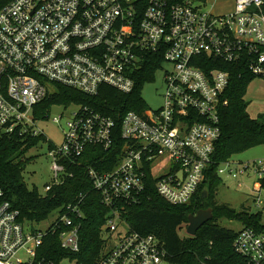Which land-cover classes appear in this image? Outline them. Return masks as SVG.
<instances>
[{
  "label": "built area",
  "instance_id": "1",
  "mask_svg": "<svg viewBox=\"0 0 264 264\" xmlns=\"http://www.w3.org/2000/svg\"><path fill=\"white\" fill-rule=\"evenodd\" d=\"M140 3L12 0L0 8V137H44L53 180L42 194L72 176L68 167L81 163L87 152L97 156L118 149L108 169L88 163L87 158L85 163L108 210L101 227L99 264H173L158 236L142 235L127 223V207L141 203L150 178L172 204L194 199L213 165L221 110L228 104L223 98L230 73L217 64L244 65L264 80V0H234L232 10L225 13L207 10L205 0H148L143 13ZM159 52L163 61L173 65L164 78L163 106L126 112L121 137L113 117L85 104L64 105L74 109L65 121L60 144L39 127L45 118L35 113V106L57 84L89 95H97L103 85L131 93L133 73L145 54ZM53 121L60 123V118ZM236 165L229 159L217 173L234 178L256 175L253 191L258 210L250 212L262 213V221L260 226L239 229L234 249L249 264H264V187L260 185L264 159ZM84 198L81 194L58 209L55 222L40 230L36 222L21 219L20 210L0 186V264H61L62 259L39 255L50 233H58L63 249L80 251Z\"/></svg>",
  "mask_w": 264,
  "mask_h": 264
},
{
  "label": "trees",
  "instance_id": "2",
  "mask_svg": "<svg viewBox=\"0 0 264 264\" xmlns=\"http://www.w3.org/2000/svg\"><path fill=\"white\" fill-rule=\"evenodd\" d=\"M10 1L12 0H0V8ZM140 2V12L143 13L148 0ZM162 62V52L146 53L142 65L133 73L135 87L131 93H123L110 85H103L97 95H89L78 89L57 84L55 91L35 106V113L40 118H47V109L53 105L85 104L113 117L117 123L116 133L121 137L123 116L129 110L146 107L141 88L153 79ZM216 66L230 73V82L223 98L228 104L221 110V135L216 142L213 165L208 169L199 191L188 204H172L157 192L155 181L150 178L141 203L128 206L125 215V220L134 231L142 235L154 234L164 242L173 264H249L234 249L237 231L221 226L217 221L223 218L237 220L244 226H260L262 221L260 212H250L246 207L235 209L216 200V192L222 182L217 173L219 165L233 155L264 144V113L255 118L251 117L247 110L249 102L245 99L247 89L256 77L244 65L238 63ZM40 142H44L42 135L27 138L8 135L0 137V186L7 199L20 210L21 219L36 223L48 219L54 211L76 201L81 194L85 195L80 251L70 253L63 249L58 233H50L45 236L39 255L57 262L64 257H71L77 258L83 264H99L103 245L101 227L108 210L101 203L100 194L93 188L85 163L87 158L88 163L108 169L115 162L118 149L111 154L100 151L96 153L97 156L87 152L86 156L81 158V163L68 167L73 175L67 177L63 183L53 186L44 195L37 187L30 188L24 177L30 162V158L25 155ZM110 156H114V159ZM95 159L97 161L94 162ZM260 185L264 187V179ZM210 208L213 210V218L205 223L195 236L180 235V229L188 225L191 214ZM215 247H218L216 253L208 256Z\"/></svg>",
  "mask_w": 264,
  "mask_h": 264
},
{
  "label": "rangeland",
  "instance_id": "3",
  "mask_svg": "<svg viewBox=\"0 0 264 264\" xmlns=\"http://www.w3.org/2000/svg\"><path fill=\"white\" fill-rule=\"evenodd\" d=\"M205 8L214 13H225L232 10L234 0H205ZM172 63L163 61L161 66L155 71L152 80H149L141 88V96L146 106L152 110H158L163 106V93L165 89L164 78L166 71L172 68ZM245 99L249 102L248 113L255 118L260 113H264V80L256 77L247 89ZM74 107H65L64 105H53L47 109V118L39 123V127L44 131L45 135L54 143L60 144L63 140V127L65 121L70 117ZM61 116H63L61 118ZM54 118H60V123H55ZM30 158V162L24 172L25 182L27 185L37 187L41 193L45 191V187L53 180L51 170V158L49 157V145L47 142H40L36 147L30 149L26 155ZM264 159V144L246 150L242 153L233 155L230 162L233 167L237 163L243 164ZM226 166H224L225 168ZM222 182L219 184L216 192V200L220 203L229 205L235 209L248 208L251 211H257L258 207L254 203L255 191L254 182L257 177L251 173L250 177L240 175L234 178L227 172L222 176ZM239 183L242 185L239 186ZM59 215V211H54L50 217L34 226L40 230H46L50 227ZM264 222V219H263ZM217 223L229 229L238 231L244 225L237 220L220 219ZM187 225L180 229V235H187ZM215 247L209 252L208 256L214 255L217 251ZM220 248V247H219ZM61 264H75L71 257H64Z\"/></svg>",
  "mask_w": 264,
  "mask_h": 264
},
{
  "label": "water",
  "instance_id": "4",
  "mask_svg": "<svg viewBox=\"0 0 264 264\" xmlns=\"http://www.w3.org/2000/svg\"><path fill=\"white\" fill-rule=\"evenodd\" d=\"M213 218V210L202 209L195 214H191L188 219L187 233L191 236H195L197 231L208 221Z\"/></svg>",
  "mask_w": 264,
  "mask_h": 264
}]
</instances>
